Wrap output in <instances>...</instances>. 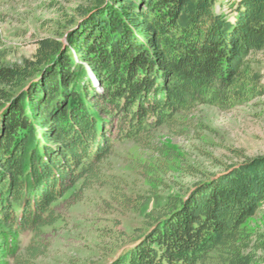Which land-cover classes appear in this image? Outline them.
Instances as JSON below:
<instances>
[{"label":"trees","instance_id":"obj_1","mask_svg":"<svg viewBox=\"0 0 264 264\" xmlns=\"http://www.w3.org/2000/svg\"><path fill=\"white\" fill-rule=\"evenodd\" d=\"M261 53L264 0H92L32 56L0 48V264L44 255L59 207L103 184L116 145L264 95ZM263 201L264 156H239L162 196L142 227H116L101 264H256L264 235L247 224Z\"/></svg>","mask_w":264,"mask_h":264},{"label":"rangeland","instance_id":"obj_2","mask_svg":"<svg viewBox=\"0 0 264 264\" xmlns=\"http://www.w3.org/2000/svg\"><path fill=\"white\" fill-rule=\"evenodd\" d=\"M91 1L0 0V48L15 62L32 56L38 39L55 36ZM257 59L264 83V53ZM177 119L157 130L151 143L115 146L103 163V184L59 207L62 220L42 235L45 252L34 264H101L118 242L116 227H142L144 213L165 194H179L239 156H264V95L227 111L200 106ZM113 188L140 195L137 208H123ZM247 226L264 235V201ZM261 255L256 264H264V249Z\"/></svg>","mask_w":264,"mask_h":264}]
</instances>
